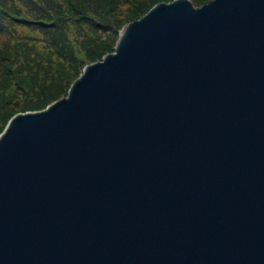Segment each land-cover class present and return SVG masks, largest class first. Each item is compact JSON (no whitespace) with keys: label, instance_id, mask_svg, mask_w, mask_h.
Returning <instances> with one entry per match:
<instances>
[{"label":"water","instance_id":"water-1","mask_svg":"<svg viewBox=\"0 0 264 264\" xmlns=\"http://www.w3.org/2000/svg\"><path fill=\"white\" fill-rule=\"evenodd\" d=\"M0 264H264V0L159 2L16 113Z\"/></svg>","mask_w":264,"mask_h":264},{"label":"trees","instance_id":"trees-1","mask_svg":"<svg viewBox=\"0 0 264 264\" xmlns=\"http://www.w3.org/2000/svg\"><path fill=\"white\" fill-rule=\"evenodd\" d=\"M162 1L172 0H0V132L66 96L85 65L114 52L125 24Z\"/></svg>","mask_w":264,"mask_h":264},{"label":"rangeland","instance_id":"rangeland-1","mask_svg":"<svg viewBox=\"0 0 264 264\" xmlns=\"http://www.w3.org/2000/svg\"><path fill=\"white\" fill-rule=\"evenodd\" d=\"M205 3H206V2H205ZM149 10H150V9H149ZM147 12H148V11H147ZM142 16H143V15H142ZM128 23H129V22H128ZM125 25H126V24H125ZM119 37H120V36H119ZM3 39H5V37H0V42H4L5 40H3ZM117 41H118V40H117ZM115 46H116V45H115ZM85 66H86V65H85ZM85 66H84V67H85ZM83 69H84V68H83ZM82 71H83V70H82ZM81 73H82V72H81ZM79 76H80V75H79ZM79 76H78V77H79ZM78 77H77V78H78ZM77 78H76V79H77ZM74 81H75V80H74ZM74 81H73V82H74ZM67 94H68V93H67ZM13 116H14V115H13ZM13 116H12V117H13ZM12 117H11V118H12ZM11 118H10V119H11ZM10 119H9V120H10ZM8 122H9V121H8ZM8 122H7V124H8ZM7 124H6V125H7ZM5 127H6V126H5ZM5 127H4V129H5ZM4 129L0 132V134L4 131Z\"/></svg>","mask_w":264,"mask_h":264}]
</instances>
